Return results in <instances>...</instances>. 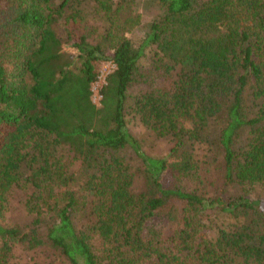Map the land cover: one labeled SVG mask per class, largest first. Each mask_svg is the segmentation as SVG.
Returning <instances> with one entry per match:
<instances>
[{
  "label": "trees",
  "instance_id": "1",
  "mask_svg": "<svg viewBox=\"0 0 264 264\" xmlns=\"http://www.w3.org/2000/svg\"><path fill=\"white\" fill-rule=\"evenodd\" d=\"M69 1L0 0V264H264V0H155L137 40L136 0ZM13 187L64 191L23 230Z\"/></svg>",
  "mask_w": 264,
  "mask_h": 264
},
{
  "label": "rangeland",
  "instance_id": "2",
  "mask_svg": "<svg viewBox=\"0 0 264 264\" xmlns=\"http://www.w3.org/2000/svg\"><path fill=\"white\" fill-rule=\"evenodd\" d=\"M81 2L80 0H70L68 2L67 11L73 10ZM90 4V3H89ZM90 5H87V7ZM136 12L140 14L141 21L140 26L126 34L127 37L137 40L141 34L145 31V27L153 19L160 16V12L155 4V0H136ZM114 65L111 62H107L102 66L100 76L97 82L92 86V101L98 105L101 99L100 89L104 85L105 77L113 70ZM189 126V125H188ZM130 132L139 140L142 148L146 153L155 157H165L168 153L171 143L167 137H158L149 129L141 126L138 121L133 120L129 125ZM62 162L65 165L66 171L73 175L76 179V183L71 186L78 189V185L83 184L85 179V173L82 171L78 160L73 158L72 154L65 152L60 156ZM134 188L137 189L140 183H137ZM69 185V184H68ZM64 191L62 187L44 188L37 191L23 190L20 187H13L7 194V213L5 214L6 220L19 226L21 229L26 230L28 225L32 221V217L27 214V204L31 200L33 194L34 200L32 204L45 203L43 209L46 208V204L49 205L53 200ZM259 193V192H258ZM260 194V193H259ZM167 221L165 218L155 216L145 223V229H166ZM31 254L23 247L16 249L10 260V264H27L29 263Z\"/></svg>",
  "mask_w": 264,
  "mask_h": 264
}]
</instances>
